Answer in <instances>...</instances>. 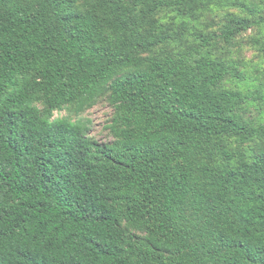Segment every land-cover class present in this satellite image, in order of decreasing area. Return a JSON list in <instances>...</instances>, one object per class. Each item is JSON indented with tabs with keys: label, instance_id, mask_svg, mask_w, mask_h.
Instances as JSON below:
<instances>
[{
	"label": "trees",
	"instance_id": "16d2710c",
	"mask_svg": "<svg viewBox=\"0 0 264 264\" xmlns=\"http://www.w3.org/2000/svg\"><path fill=\"white\" fill-rule=\"evenodd\" d=\"M0 264H264V0H0Z\"/></svg>",
	"mask_w": 264,
	"mask_h": 264
},
{
	"label": "rangeland",
	"instance_id": "374dc122",
	"mask_svg": "<svg viewBox=\"0 0 264 264\" xmlns=\"http://www.w3.org/2000/svg\"><path fill=\"white\" fill-rule=\"evenodd\" d=\"M251 32V30H248L245 34V37H247ZM241 49L243 54L242 56L245 58L246 62H248V59L252 58L254 55L253 53H255L251 47V44L249 42L245 44L244 42V44L241 45ZM111 112L112 110L108 105H106L104 102H98L94 107L86 110L82 114L84 119L87 118L90 120V136L102 141H109V137L104 133L102 126L105 125V122L110 117ZM62 115H64V112L60 114V116Z\"/></svg>",
	"mask_w": 264,
	"mask_h": 264
}]
</instances>
